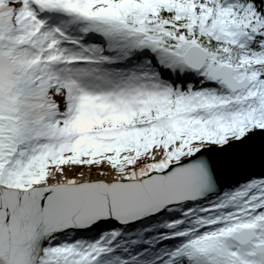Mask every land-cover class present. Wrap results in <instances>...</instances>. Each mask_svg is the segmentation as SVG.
I'll return each instance as SVG.
<instances>
[{"label": "snow or ice", "instance_id": "snow-or-ice-1", "mask_svg": "<svg viewBox=\"0 0 264 264\" xmlns=\"http://www.w3.org/2000/svg\"><path fill=\"white\" fill-rule=\"evenodd\" d=\"M0 264H264V0H0Z\"/></svg>", "mask_w": 264, "mask_h": 264}]
</instances>
